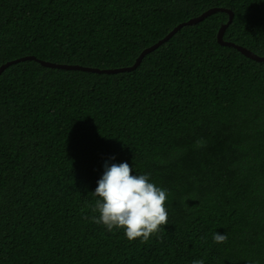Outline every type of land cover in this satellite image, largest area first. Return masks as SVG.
I'll return each mask as SVG.
<instances>
[{"label": "trees", "instance_id": "16d2710c", "mask_svg": "<svg viewBox=\"0 0 264 264\" xmlns=\"http://www.w3.org/2000/svg\"><path fill=\"white\" fill-rule=\"evenodd\" d=\"M264 0H0V264H264ZM202 140L204 146L196 142ZM163 161V163H161ZM169 192L141 243L93 222L104 165ZM227 234L217 244L213 234Z\"/></svg>", "mask_w": 264, "mask_h": 264}, {"label": "clouds", "instance_id": "9594fccd", "mask_svg": "<svg viewBox=\"0 0 264 264\" xmlns=\"http://www.w3.org/2000/svg\"><path fill=\"white\" fill-rule=\"evenodd\" d=\"M196 144L204 146L202 140ZM132 172L133 168L127 162L111 166L105 163L104 173L97 181L98 187L92 193L98 197L92 211L99 213L92 220L109 232L123 230L130 242L139 239L146 243L168 224L165 204L169 192L150 182V174L133 175ZM227 238V234H213L217 244L225 243ZM192 264H204V260H193Z\"/></svg>", "mask_w": 264, "mask_h": 264}, {"label": "water", "instance_id": "95a60500", "mask_svg": "<svg viewBox=\"0 0 264 264\" xmlns=\"http://www.w3.org/2000/svg\"><path fill=\"white\" fill-rule=\"evenodd\" d=\"M219 12H226L230 14V21L228 23V25H224L218 34V41L220 44H222L223 46H228V47H234L236 49H238V51H240L241 53H243L246 57L255 60L257 62H264V57H260L256 54H254L252 51L235 45L234 43H230V42H226L224 40V36L226 34V30L227 28L233 23V17L234 14L226 9H211L207 12H205L204 14H202L200 17L192 19L184 24L179 25L178 27H176L165 39H163L162 41H160L159 43H157L156 45L146 49L141 56L138 58L136 64L132 67H128V68H123V69H113V70H101V69H96V68H89V67H83V66H79V65H58L55 63H49V62H44L42 61L41 63L44 66L47 67H51V68H55V69H66V70H81V71H86V72H91V73H99V74H117V73H124V72H131L136 70L143 62V60L145 59V57L147 55H149L150 53L156 51L157 49H159L162 45H164L165 43L169 42L180 30H182L184 27H188V26H194L202 21H204L205 19H207L208 17L219 13ZM35 59V57H27V58H22V59H18L16 61L10 62L8 64H6L5 66H3L0 69V77L1 75L4 73V71L9 68L10 66H13L17 63H20L22 61H27V60H33Z\"/></svg>", "mask_w": 264, "mask_h": 264}]
</instances>
